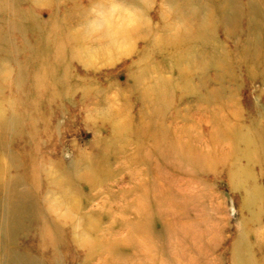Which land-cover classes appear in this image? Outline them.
Returning a JSON list of instances; mask_svg holds the SVG:
<instances>
[{"label":"rangeland","instance_id":"1","mask_svg":"<svg viewBox=\"0 0 264 264\" xmlns=\"http://www.w3.org/2000/svg\"><path fill=\"white\" fill-rule=\"evenodd\" d=\"M113 1L22 0L23 9L33 12L38 21L45 23L51 16L58 15L55 27L68 31L61 26L62 20H71L74 22L72 30L80 28L89 38L84 40L83 46L93 53L85 57L70 56L66 79L63 80V70L56 71L54 78L60 80L55 87L52 80L51 85L36 89L38 73L30 65L18 73L16 66L23 64V57L14 48H22L23 53L24 46L36 42L31 19L25 22L27 33L24 35L26 31L13 25L17 21L14 9L0 20V35L5 41L10 37L14 46L10 54L0 50V65L4 63L5 68L12 71L11 76L9 71L0 72V94L10 98L16 95L15 91H21L20 101L27 106L23 109V132L14 124L6 129L0 127V176L3 178L0 185V264H188L191 258L198 259L199 264H231L234 231L242 227L240 219L248 213L241 209L245 189L258 188L257 204L264 215V174L258 168L253 188L248 184L234 185L236 177L227 174L234 164L232 158L224 159L216 166L217 170L206 171L208 173L198 178L197 184L189 183L183 188L175 183L174 173L159 162L151 148L138 154L136 146L131 145L127 148L130 152L123 154L119 151L122 144H117L112 148L115 162L107 169L112 171L108 180L102 176L96 178L104 180V184L97 182L96 187H92L93 181L74 183L64 176L83 156L86 163L76 175L85 177L97 164L98 152L109 144L112 134L111 122L105 113L123 105L121 94L129 99L132 115L138 113L141 104L137 93L134 95L129 89L134 81L131 77L150 79L151 71L146 66H154L155 62L163 67L161 72L165 78L173 77L168 52L159 50L166 46L165 43L157 46L146 42L143 36L120 41L116 36L110 38L102 34L107 28H113L117 34L121 25H116L115 20L119 16L124 18L131 10H113L112 23L99 21L93 26L86 23L75 27V23L81 25L85 17L88 21L102 19L105 6ZM135 1L143 15L139 17L141 21L151 25V31L158 37L164 36L163 20L170 12L168 0ZM218 35L228 49L232 48V41L225 38L222 30ZM260 87L259 83L249 84L242 73L238 93L241 105L246 107L248 94ZM84 91L91 92L88 93L91 101L83 98ZM177 92V97L172 94L175 104L171 109L168 107L169 119L175 108L183 110L190 105V100L180 105ZM98 96L102 102L96 106ZM263 101L261 97L257 104L262 105ZM14 106L18 108L17 104ZM96 109L105 116L86 115ZM3 111L6 116L13 112L7 105ZM195 120L199 118L196 116ZM203 123L208 132V125ZM206 140L207 135L201 140L203 147H207ZM145 159L149 160L148 164H143ZM122 165L127 166L122 168ZM24 193L26 203L22 198ZM181 214L207 221L198 230L206 234L202 237L203 244L185 240L183 224L176 221ZM57 230L59 240L53 243L51 238ZM201 246L216 250L213 249L212 256L185 253Z\"/></svg>","mask_w":264,"mask_h":264},{"label":"bare ground","instance_id":"2","mask_svg":"<svg viewBox=\"0 0 264 264\" xmlns=\"http://www.w3.org/2000/svg\"><path fill=\"white\" fill-rule=\"evenodd\" d=\"M168 2L170 12L165 16V20L162 19L164 24L162 37L151 31V25L141 21L139 17L142 14L139 13L138 2L135 0H114L113 4L108 3L105 6L102 19L88 21L85 17L81 20V25L75 23V27L84 26L86 23L87 25L92 23L93 26L99 21L112 23L115 12L113 10L126 8L131 10L124 18L119 16L115 20L116 25H121L116 30L117 34L113 28L112 30L107 28L102 34L110 38L116 36L115 38L120 41H130L143 36L146 42L151 41V44L153 42L157 46L165 43L166 46L160 47L159 50L166 49L168 52L167 59L173 64L170 68L173 77L165 78L161 72L163 67L156 62L154 66L151 64L146 66V69L151 71L150 79L145 80L146 76L131 77L134 81L129 89L134 95L137 93V100L141 104L138 113L132 115L129 99L121 94L123 105L115 111L105 113L111 122L112 134L109 144L98 152V160H95L97 164L92 166L85 177L76 175L86 163L83 156L74 163L73 170L65 172L64 176L74 183L93 181L92 187H96L97 182L104 184V180H108L112 172L111 169L110 171L107 169L115 162L112 148L122 144L119 151L123 154L130 152L127 148L131 145L136 146L138 154L151 148L159 162L174 173L175 183H180L183 188L189 183L197 184L198 178L201 179L209 171H215V168L217 170L218 164L230 158L234 164L230 170L227 169L229 170L227 174L236 177L234 185L243 187L248 184L253 188L256 168L264 174V101L262 105L257 104L261 97L264 98V0H168ZM207 2L211 4L208 5ZM21 3L22 0H0V20L12 12L10 9H14L17 21L13 25L23 32L26 31L24 35L27 33L25 22L31 19L36 42L24 46L25 50L22 53V48H14L11 44L10 37L5 41L0 35L2 38L0 50L10 54L11 48H14L16 53L22 54L23 64L16 66L19 74L22 73V68L28 65L37 70L36 89L51 85L52 80L54 87L58 86L60 79L54 77L58 71L63 70V80L66 79L67 60L70 56L85 57V54L93 53L92 49L86 50L83 46L84 40L88 37L84 36L80 28L73 31L71 23L74 22L71 20H62L61 26L64 25L68 31H61L55 27L54 22L59 19L58 15L51 16L49 18L51 22L38 21L33 12L23 9ZM103 3L106 4L105 1ZM221 30L225 38L232 41V48L228 49L219 38L218 31ZM144 55H147V51H144ZM0 68V72L9 71L4 63ZM240 71L249 84L259 83L261 86L248 94L246 107L241 105L242 101L238 97L242 77ZM234 85L238 87L234 88ZM177 91L180 94L178 97L180 105L188 103L189 100L190 105L183 110L173 107L174 113H171L169 119L168 107L171 109L175 104L173 97H177ZM15 93L16 95L13 94L10 98L0 94V127L6 129L10 124H14L20 126L19 132H23V109L27 106L25 102L20 101L23 92ZM88 93L91 92L84 91L83 98L91 101ZM96 100L95 105L98 106L97 103L102 100L99 96ZM16 104L17 109L14 106ZM5 105L13 110L10 116H6L3 111ZM105 114L103 112L100 114L99 109L86 112V115L97 118ZM196 116L199 118L198 121L195 120ZM205 119L206 121H203ZM203 122L208 125V132L205 131ZM206 135L208 140L204 145L207 147H203L201 140ZM130 163L132 164L131 161ZM148 163L149 160H143V164ZM126 166L122 165V168ZM99 176L104 180L97 181L96 178ZM2 182L3 178L0 176V185ZM244 191L241 209L248 213L242 215L240 219L242 227L234 231L230 248L231 264H264V215L257 204L259 191L258 188ZM25 194L22 198L26 203ZM13 213L15 214L14 209ZM187 219L192 221L185 222ZM176 221L183 224L185 240L191 244H203L202 237L206 234L202 235L198 230L207 221L198 217L192 218L188 214L178 215ZM54 233L55 236L51 238L53 243L59 240L58 230ZM213 249L209 246L192 247L185 253L212 256L215 252ZM197 260L191 258L188 264H199Z\"/></svg>","mask_w":264,"mask_h":264},{"label":"clouds","instance_id":"3","mask_svg":"<svg viewBox=\"0 0 264 264\" xmlns=\"http://www.w3.org/2000/svg\"><path fill=\"white\" fill-rule=\"evenodd\" d=\"M11 74H12V71H11V70H9V72H8V75H9V76H11Z\"/></svg>","mask_w":264,"mask_h":264}]
</instances>
